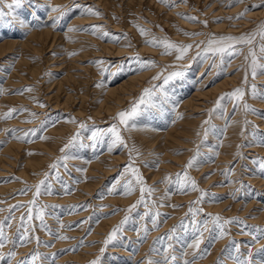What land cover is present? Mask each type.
Returning <instances> with one entry per match:
<instances>
[{"label":"rangeland","instance_id":"obj_1","mask_svg":"<svg viewBox=\"0 0 264 264\" xmlns=\"http://www.w3.org/2000/svg\"><path fill=\"white\" fill-rule=\"evenodd\" d=\"M11 3L0 0L5 13L0 19V104L4 109L0 123L2 119L6 125L0 124V154L14 132L20 133L23 147L17 162L8 163L13 166L0 165V221L7 235L0 247V264H33L30 257L36 252L40 253L36 264H91L97 258L100 264H185L193 261L194 254L195 264H237L235 257L243 258L249 250L257 264L264 259L258 252L264 248V232L258 231L264 229V170L260 167L264 163V99L260 98L264 70L257 68L253 78L249 55L251 47L264 64L259 51L264 40L258 34L264 25V0H23L19 7L9 8ZM45 29L50 31L49 38L23 45L33 32ZM252 34H256L252 45L234 42L235 54L207 51L210 39ZM152 39L192 47L183 59H177V49L163 54V47L146 43ZM137 57L154 64L145 68ZM174 71L183 75L165 85L163 79ZM246 73V94L239 106L234 107V99H226L217 107L219 97L242 86ZM158 75L160 79H153ZM134 76L141 79L134 89L123 90L129 93L127 98H105L109 89ZM251 85H255V96ZM154 86L149 102L130 121L133 126H121L127 146L112 145L103 136L92 139L93 132L116 123L113 117L118 112L129 109L144 89ZM196 89L206 96L196 94ZM200 97L203 104L195 111L188 99L201 102ZM244 103L250 108L246 110ZM11 109L17 111L5 118ZM175 125L190 131L171 144L167 133ZM77 133L75 146L62 153ZM65 154L66 166L54 171L50 166ZM192 158L195 163L187 171L203 190L199 204H192L201 199L199 190L182 191L176 182V174L183 173ZM130 160L144 185L137 183L131 169L124 172ZM46 173H51L49 190L42 187L33 207L35 186L45 180ZM129 181L135 191L125 194ZM140 187L154 191L150 195L146 191L147 203L129 213L127 209L141 199ZM43 205L50 206L44 215L47 227L35 218ZM190 206L202 209L196 221H207L199 252L189 246L196 236V225L189 223ZM156 212L160 213L158 227H153ZM217 215L238 220L225 226L230 234L220 239H214L219 229L214 228L212 217ZM125 216L129 219L122 232L105 247V239ZM234 245L239 246L238 253Z\"/></svg>","mask_w":264,"mask_h":264},{"label":"snow or ice","instance_id":"obj_2","mask_svg":"<svg viewBox=\"0 0 264 264\" xmlns=\"http://www.w3.org/2000/svg\"><path fill=\"white\" fill-rule=\"evenodd\" d=\"M166 2V0H165ZM23 3V0H12V3L8 5L9 8H12L13 6L15 7H19L21 4ZM54 11H59V8L53 9ZM89 12H91V9L88 10ZM96 15H99L98 12L93 13ZM5 16V13L0 10V19H3ZM58 19L56 21L53 22V26H55L56 23H58ZM141 32L143 34H146V30H144L143 28H141ZM258 34L260 35V37L262 38V40H264V25H261L259 30H258ZM102 35H108L107 33H102ZM255 35L256 34H252V35H248V36H242L239 38H234V37H221L219 39L217 38H213L210 39L208 41V47H207V51H211V52H216L221 54L222 56L224 54H235L233 52V49L235 47V43H243L246 45H252L255 39ZM235 42V43H234ZM146 43L151 44L153 46H159V47H163L165 49V52L163 54H169V50L170 49H177L179 51V55L177 56V59H183L184 55L187 53V51L192 47V45H177L176 43L167 40V39H161V40H156V39H152V40H147ZM259 51L262 55H264V42L261 43ZM249 55L251 57V76L253 78H255L258 75L257 72V68H260L261 70H264V64H260L259 63V57L257 56L256 51L253 48H249ZM137 62L142 64L145 68L151 66L154 64V61H141L139 60V58L137 57ZM99 63H103V61H100ZM183 75L182 71H174L172 73H170L168 76H166L163 79V83L165 85H167L170 81H172L174 78L180 77ZM153 79H160V76H156L153 77ZM248 84V74L246 73L244 80L242 82V86L235 88L232 92L230 93H225L223 94L221 97H219L216 101V106L219 107L221 102L224 100H235L236 101V105H234V107L239 106V103L241 101H243V98L246 94V89L244 87V85ZM252 89V94L255 96L256 95V89H255V85H251L250 86ZM31 89H29L30 91ZM155 90V86L152 89H144L143 90V94L139 97V99L137 101H135L131 107L127 110H122L120 112H118L116 114L115 117H113V119L116 121V123H113L109 128L104 129V130H97L96 132L92 133V139L93 140H99L102 136L103 137H107L110 141L112 145L115 146H127L126 145V141L124 140L123 136L121 135V126H123L125 129H129L131 128L133 125L130 124V121L133 120L134 117H136L138 115V112L141 108V105H145L146 103L149 102L150 98L153 95V92ZM261 99H264V96L260 97ZM243 107L247 110L250 108V105H248L247 103H244ZM15 111H17L16 109H11L9 111L8 114H6L5 118H9L11 117L12 113H14ZM205 123H209V121H205ZM81 128L85 127V125L83 123H81L80 125ZM79 138V133H77L76 135H74L73 137H71V139L69 140L68 144L65 145V147L63 149H61V152L64 153L66 149H68L70 146H75L76 141ZM131 155V153H130ZM68 156L67 154L63 155L60 160L58 161V163H55L53 165H51L50 167L55 171L58 169L59 166L64 165L66 166L65 162L67 161ZM195 163V158H192L189 160L188 164L185 167V171L183 173H177L176 174V182L179 184L180 189L182 191L186 190L187 188H191V190L196 191L199 190L202 193L201 199L192 202V204H199L202 202L203 199V190L198 188L197 182L195 181L194 178H190L189 177V173L187 171V169L193 167ZM260 167L262 170H264V163L260 164ZM131 169L132 174L136 177V181L138 184L140 185H144L146 182L143 180L142 176L139 175L138 173V169H136L133 166V161H129V164L125 167L124 172H128ZM51 175V173H46L45 174V180L41 181L40 184L36 185L35 188V193H34V198L32 201H30V204L33 207H36L37 205V198L42 194L41 189L42 187L44 188V191H48V185H47V181H48V177ZM169 180H171V177H168ZM131 181H129L127 183V185L125 186V194H132L135 189L133 187H131ZM118 189L113 188V191H117ZM140 192H141V199L139 201H137L136 203L132 204L127 211L130 213L133 209H135L137 207V205L139 204H146L147 201L145 199V192L147 191V193L150 195L154 189L151 188H145V187H140ZM16 207V206H14ZM47 207H50L48 205H43L40 206L37 209V213L35 218L39 219L41 221V227H47V225L44 223V215H45V209ZM54 207V206H53ZM202 211V209H198V208H193L190 206L189 208V223L190 224H194L196 225L194 231L196 233V236L194 238V242L189 245L190 247H193L197 252L200 251V244L203 243V235L204 232L208 231L207 228V221H203V222H198L195 220V215ZM147 215V214H145ZM160 216L159 212H156L154 214V218L152 219V225L153 227H158V217ZM33 215H32V208H29V214L27 216V220L29 222H31L33 220ZM22 220L24 219L23 217L21 218ZM129 217L125 216L124 220H122L118 225H116L112 231L109 233V235L107 236V238L104 241L105 247H107V245L109 243H111L119 233L122 232L123 227L125 224H127ZM212 220L214 221V228H218L219 229V234L217 236L214 237V239H220V238H224L226 235L230 234V232L225 228L226 225L232 224L234 222H238L237 219H233V220H224L222 217H220L219 215L212 217ZM3 225L4 222L0 221V247L3 246L2 241L7 239V235L5 234V232L3 231ZM181 227H185L184 222L181 223ZM245 228H247L248 226L245 225ZM173 232H175V228L172 230ZM258 231L260 232H264V229H258ZM144 232H145V236L147 235L148 229L145 226L144 228ZM58 238L60 239H67L68 237L65 236H59ZM258 239V237L254 238ZM36 241L39 244V237H36ZM236 252H239V246L238 245H234ZM169 247H171V245H169ZM101 253H103L105 251L104 248H102ZM259 253L264 254V248H261L258 250ZM11 255H15L14 252L10 253ZM40 257V253L36 252L34 255H32L30 257L31 261L33 262V264H36V261L39 260ZM172 259H174V257H172ZM237 264H257V262H255L253 260V253L249 250L247 256L245 257H240V256H236L235 257ZM91 264H100V258H97V260H94L91 262ZM151 264V262H150ZM185 264H195V254H194V259L193 261L189 262V261H185ZM258 264H264V259H262L261 261L258 262Z\"/></svg>","mask_w":264,"mask_h":264},{"label":"bare ground","instance_id":"obj_3","mask_svg":"<svg viewBox=\"0 0 264 264\" xmlns=\"http://www.w3.org/2000/svg\"><path fill=\"white\" fill-rule=\"evenodd\" d=\"M60 1V0H59ZM51 2V1H50ZM45 4V3H44ZM33 10V9H32ZM264 12V11H263ZM51 14H54V13H51ZM52 17V16H51ZM80 17V16H79ZM48 21V20H47ZM78 22H79V20H77ZM76 22V21H75ZM75 22H73V23H75ZM78 22H76V23H78ZM109 22V21H108ZM73 29V28H72ZM38 30V29H37ZM36 30V31H37ZM47 29H45V31H38V32H33L32 33V35H31V37L29 38V40H27V42H25L24 41V43H23V41H22V43H23V45H30V44H32L36 39L38 40V39H43V38H49V36H50V31H49V29L46 31ZM76 30V29H75ZM33 31V30H32ZM34 31H35V29H34ZM76 33V32H75ZM30 35V34H29ZM55 35V34H54ZM72 35V34H71ZM75 38V37H74ZM27 39V38H26ZM33 39H35L34 41H33ZM15 40V39H14ZM37 40H36V42H37ZM54 40V39H53ZM30 41H33L32 43H30ZM43 41V40H42ZM44 41H46V40H44ZM75 41V40H74ZM73 41V42H74ZM35 42V43H36ZM40 42V41H39ZM78 42V41H77ZM18 43H20V41L18 42ZM18 43H16V44H18ZM21 43V44H22ZM80 43V42H79ZM13 44V43H12ZM40 44V43H39ZM77 44V43H76ZM1 45V44H0ZM36 45V44H35ZM37 45H38V43H37ZM36 45V47H38ZM40 45H42V44H40ZM67 45V44H66ZM74 45V44H73ZM2 46V45H1ZM13 46H14V44H13ZM47 46V45H46ZM77 46V45H76ZM109 46V45H108ZM24 46H22L21 48L24 50V48H23ZM29 48H30V46H28ZM41 47V46H40ZM40 47H38V48H40ZM51 47V46H50ZM75 47V46H74ZM105 47V46H104ZM1 48V47H0ZM45 48V47H44ZM110 48H112V47H109V49ZM2 49V48H1ZM43 49V48H42ZM105 49V48H104ZM106 49H108V48H106ZM23 50H22V52H23ZM50 50V49H49ZM103 50V49H102ZM112 50V49H111ZM105 51V50H104ZM118 54H120V53H118ZM7 55V54H6ZM113 55H116L115 54V52H114V54ZM121 55V54H120ZM4 57V56H3ZM27 57L28 56H26V57H24L23 59H27ZM3 59V58H2ZM22 59V58H21ZM70 60V59H69ZM73 60V59H72ZM71 60V61H72ZM66 63V62H65ZM21 65V64H20ZM22 66V65H21ZM20 66V67H21ZM23 67V66H22ZM59 67V66H58ZM78 67V66H77ZM17 68V67H16ZM57 68V67H56ZM80 68V67H79ZM83 68V67H82ZM58 69V68H57ZM61 69V68H60ZM20 69L18 68L17 69V72L19 71ZM81 71V70H80ZM83 71H85V70H83ZM16 72V71H15ZM14 72V73H15ZM73 73V72H72ZM76 72H74V74H75ZM83 73V72H82ZM18 74V73H17ZM16 74V75H17ZM69 74H70V72H69ZM69 74H67V76H69ZM78 74V73H77ZM14 75V74H13ZM15 75V76H16ZM72 75V74H71ZM22 76V75H21ZM66 76V77H67ZM143 76H146L145 74H143ZM70 77V76H69ZM141 77V76H140ZM140 77H133V78H130V81L128 82V81H125L124 83L122 82V84L120 85L119 84V86L117 85V86H115V88H111V89H109L108 91H107V93H106V95H105V98L107 99V98H109V99H117V100H122V99H125V98H127V96H128V94L129 93H127V94H125V91H123V90H128V89H131V88H133V87H135V85H136V83L137 82H139V80L141 79ZM68 78V77H67ZM76 78H77V76H76ZM9 79V78H8ZM228 79V78H227ZM227 79H226V81H227ZM226 81H223V84L226 86V85H228V81L226 82ZM141 82H142V80H141ZM133 85H132V84ZM203 83H205V82H203ZM207 83V82H206ZM124 84H126V85H124ZM220 84H222V83H220ZM53 87V86H52ZM201 88H203V87H201ZM57 89V88H56ZM55 89V90H56ZM134 89V88H133ZM197 90V89H196ZM213 90V89H212ZM211 90V91H212ZM51 91V90H50ZM197 91H199L198 93H197ZM196 91V94H202L203 95V97L204 96H206L205 94L206 93H204V91H201V90H197ZM208 91V90H207ZM206 91V92H207ZM127 92V91H126ZM129 92V91H128ZM131 93V92H130ZM210 93V92H209ZM51 95V94H50ZM54 96H55V94H53ZM198 95H197V97H198ZM209 94H207V96H208ZM193 96V95H192ZM201 96V95H200ZM211 96V95H210ZM60 97V96H59ZM72 97V96H71ZM70 97V98H71ZM203 97H202V99H203ZM51 98H53L52 96H51ZM55 98V97H54ZM74 98V97H73ZM76 98V97H75ZM104 98V99H105ZM209 98V97H208ZM193 99V98H192ZM192 99H188L187 101L190 103V101H192L195 105H194V107L193 108H195V111L196 110H198V109H200V107L202 106V104H203V101H201V97L199 98L200 99V101L201 102H199V101H196V100H192ZM196 99V98H195ZM50 100V99H49ZM108 100V99H107ZM52 101H53V99H52ZM111 101V100H110ZM117 102H119V101H117ZM187 102V103H188ZM47 103V102H46ZM112 103V102H111ZM108 104V103H107ZM57 105V104H56ZM56 105H55V108H56ZM63 105V104H62ZM100 105H102V104H100ZM189 105V104H188ZM187 105V106H188ZM201 105V106H200ZM59 107V106H58ZM191 107H192V105H191ZM191 109V108H190ZM0 110H4V109H2V105L0 104ZM192 110V109H191ZM199 111V110H198ZM98 112H100V111H98ZM2 113L4 114V111H2ZM2 116V115H1ZM1 116H0V118H1ZM2 119H1V125L4 127V125H5V122H3L2 123ZM180 123V122H179ZM186 123V122H185ZM188 124V123H187ZM186 125V124H185ZM188 126H189V124H188ZM5 127H6V125H5ZM190 128V127H189ZM3 130V129H2ZM150 130V129H149ZM151 131V130H150ZM150 131H149V133H150ZM190 130L188 129V127H186V126H182L181 127V129H179V127L177 126V125H175V127L174 128H172L170 131H169V133H167L168 135H167V138H166V140L169 142V141H171L170 143L171 144H177L180 140V136H182V135H184V134H188V132H189ZM192 132V131H191ZM2 135V134H1ZM0 135V136H1ZM12 135V136H11ZM19 135H20V133H11L10 135H8L9 137H7V140H8V138H9V141H8V143H7V145L5 146V148L1 151V154H0V165H2V167L4 168H6L7 166L8 167H10V166H13V165H10L9 166V164L8 163H16L17 162V160L19 159V156H21V154L19 153L20 151H21V149H22V145L20 144V138H19ZM11 136V137H10ZM60 138V137H59ZM22 142V141H21ZM173 142V143H172ZM168 146V145H167ZM173 146V145H172ZM12 156H14V157H12ZM228 156V155H227ZM32 157V156H31ZM14 158V159H13ZM23 158V157H22ZM30 158V157H29ZM29 158H28V160H29ZM225 158H227V157H225ZM27 159V158H26ZM34 159V158H33ZM29 162V161H28ZM10 163V164H11ZM26 163V162H25ZM30 163V162H29ZM33 164V163H32ZM92 165V164H91ZM36 166V165H35ZM1 167V166H0ZM1 167V168H2ZM2 168V169H3ZM90 168V167H89ZM89 171V170H88ZM90 172V171H89ZM89 184H91V183H88V186H90ZM103 225V224H102ZM102 227V226H101ZM23 255V254H22ZM20 257H23V256H20ZM165 261V260H164ZM160 262V261H159ZM162 264V263H161ZM164 264V263H163Z\"/></svg>","mask_w":264,"mask_h":264}]
</instances>
